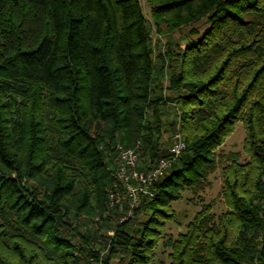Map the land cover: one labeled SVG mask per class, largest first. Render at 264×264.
Listing matches in <instances>:
<instances>
[{"label":"trees","instance_id":"16d2710c","mask_svg":"<svg viewBox=\"0 0 264 264\" xmlns=\"http://www.w3.org/2000/svg\"><path fill=\"white\" fill-rule=\"evenodd\" d=\"M146 2L157 32L208 23L166 53L186 146L155 195L116 222L105 256L87 254L149 264L171 216L163 207L204 187L240 121L244 157L229 153L221 167L225 209L203 204L165 245L170 264H264V0ZM146 22L139 0H0V264H82L71 219L107 209L114 144L141 141L148 160L166 155Z\"/></svg>","mask_w":264,"mask_h":264},{"label":"rangeland","instance_id":"374dc122","mask_svg":"<svg viewBox=\"0 0 264 264\" xmlns=\"http://www.w3.org/2000/svg\"><path fill=\"white\" fill-rule=\"evenodd\" d=\"M142 12L146 19L147 27L149 28L150 36V51H152L154 62V76H155V93L160 95L161 103L158 107V114L160 115V134L159 144L160 148H167L171 141V136L174 133L177 126V118L180 111V104L176 100L172 91L167 88L169 65L172 64V57L167 56L169 51L171 54L175 51H179L185 47V45L193 40L199 33L208 27V23L205 18H201L188 25H183L174 29L168 33L157 32L150 17L149 6L146 0H139ZM191 28L195 29L196 33H191ZM161 53L166 55L162 74L158 71L160 59L158 55ZM173 56V55H172ZM174 57V56H173ZM148 114V113H147ZM149 117V115H148ZM153 127L155 121H150ZM156 126V125H155ZM244 138V130L240 121H238L233 131L224 139V142L217 146L215 154L217 157L216 168L207 176V183L202 189L190 190L183 189L180 192V198L172 201L169 206L163 207L165 212H170L171 216L160 220L163 222L161 226V233L158 242L154 248V256L149 264H170L168 256L169 247L165 245V242L169 238H176L179 232L185 231L187 222L192 218L194 213L201 208L203 204L210 203L211 211L218 215L225 209V204L221 197L222 187V175L221 167L228 161V154L232 152H239V159H243L244 153L242 151V143ZM114 153L111 156H106L110 161L108 163V169L111 167ZM142 162L146 163L148 153L143 149L141 153ZM108 184V183H107ZM107 186V185H106ZM150 214V211L140 213L131 225L125 226L129 230L138 228V221L146 219ZM72 226L75 230L69 232L73 243L77 249L76 254L82 256V264H100L97 263L89 254V249L93 251H99L100 256H105L109 247V238L114 234L116 222V214L111 212H103L101 217H86L81 216L79 218L72 217ZM81 235L88 236L89 239L84 241ZM92 253V252H90ZM99 261V260H98ZM113 262L118 261V256H113Z\"/></svg>","mask_w":264,"mask_h":264},{"label":"built area","instance_id":"2783aa9c","mask_svg":"<svg viewBox=\"0 0 264 264\" xmlns=\"http://www.w3.org/2000/svg\"><path fill=\"white\" fill-rule=\"evenodd\" d=\"M185 146V140L179 130H176L166 148V155L154 157L144 163L141 160V141L129 146L117 141L105 188L106 211L115 212L118 222L132 218L142 199H150L155 195L157 183L184 151Z\"/></svg>","mask_w":264,"mask_h":264}]
</instances>
